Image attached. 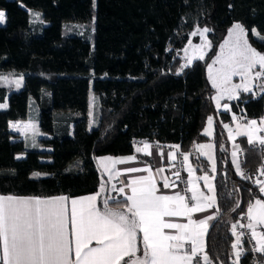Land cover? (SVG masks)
Wrapping results in <instances>:
<instances>
[{
  "label": "trees",
  "instance_id": "obj_1",
  "mask_svg": "<svg viewBox=\"0 0 264 264\" xmlns=\"http://www.w3.org/2000/svg\"><path fill=\"white\" fill-rule=\"evenodd\" d=\"M1 10L0 74L21 76L22 83L0 85V104L7 105L0 108V194L93 193L101 179L95 156L134 152L148 159L134 151L142 139L179 146L195 171L210 175L215 186V216L205 235L211 264H254L241 237L242 253L235 259L233 225L241 224L248 200L259 196L252 191L264 147L244 136L227 140L222 123L231 117L216 109L205 65L234 21L264 53V0H0ZM194 23L209 29L211 48L204 59L177 71ZM74 24L85 27L87 35L73 33ZM257 82L264 84V78ZM91 95L94 123L89 125ZM238 97L219 103H228L239 119L264 115V91H238ZM30 109L46 133L32 147L9 128V121L29 119ZM213 113L218 121L208 137L202 129ZM206 139L213 145L215 171L194 149ZM232 144L242 154L239 172ZM40 167L50 173L34 177ZM116 201L124 199L109 203ZM255 255L264 262V252Z\"/></svg>",
  "mask_w": 264,
  "mask_h": 264
},
{
  "label": "snow or ice",
  "instance_id": "obj_2",
  "mask_svg": "<svg viewBox=\"0 0 264 264\" xmlns=\"http://www.w3.org/2000/svg\"><path fill=\"white\" fill-rule=\"evenodd\" d=\"M4 18V13L0 11V23ZM208 32L209 29L204 28L200 35L205 37ZM192 34L196 35L195 32ZM245 37V29L240 24H235L229 30L228 39L220 46V54L213 61L221 65L217 76L211 75L212 68L209 67V79L218 92L214 97L218 107L220 99L225 95L228 99H238L237 90L252 92V81L264 78V53L252 47ZM261 39L264 40V37ZM205 43L211 46L206 37ZM197 51V58L204 59V52L201 49ZM257 67L259 70L253 72ZM236 75L241 77L243 83L221 90L218 79L228 83ZM15 84L19 87L21 81L17 80ZM260 87L264 88V84ZM6 107V104H0V108ZM224 108L229 110L227 104ZM208 123L211 127V117L208 118ZM257 123L256 120H249L248 131L238 135H246L249 144L259 143L264 146V137L256 135L257 132L264 131V127L257 128ZM259 123L264 125V119ZM224 126L228 127L227 124ZM205 134H208L207 130ZM231 135L230 132L229 136ZM150 147L147 142H143V147H138L136 151L151 155L148 151ZM235 147L239 150V145ZM232 156L235 158L237 151H233ZM105 159L112 165H104L110 178L115 165L136 161L135 156ZM184 159L187 161L188 156L185 155ZM209 159H212L211 156ZM234 162L239 170V163L235 160ZM126 172H148L149 175L132 179L119 189L112 185L113 191L124 196V201H116L115 207L109 205L112 197L103 200L102 209L97 207L98 197L105 191L104 183H101L96 194L82 198L64 195L50 198L0 195V264H121L125 257L130 258L126 264H193L195 258L204 251L203 237L207 233L208 219L214 218L209 216L208 219H192L193 213L205 212L216 206V190L209 176L205 175L202 179L212 195L198 191L193 184L188 189L192 193L189 199L194 201L190 204L180 193L171 196L158 195L159 189L149 167H131ZM191 174L192 169L189 168V175ZM39 175L33 174L34 177ZM115 175L119 176L120 173L116 172ZM175 175L179 178V173ZM189 183L192 184L191 181ZM170 186L173 185H169L165 178L164 187ZM125 188L130 194L125 193ZM260 192L264 194V185L260 186ZM164 217H186L187 223H168ZM247 218V227L251 229L252 237L258 245L255 251L264 252V234L256 231L257 225L264 226V201L256 199L254 204H250ZM235 227L233 225V235L237 236L234 249L240 245V236L237 235ZM164 229H175L177 234H167ZM138 233L143 234V252L140 257H137L140 250L137 243ZM93 241L95 247L91 246ZM185 243L190 245V249L181 252ZM240 255V252H236L238 259ZM203 261L204 264H211L207 254L203 256Z\"/></svg>",
  "mask_w": 264,
  "mask_h": 264
},
{
  "label": "crops",
  "instance_id": "obj_3",
  "mask_svg": "<svg viewBox=\"0 0 264 264\" xmlns=\"http://www.w3.org/2000/svg\"><path fill=\"white\" fill-rule=\"evenodd\" d=\"M4 13V12H3ZM2 85V84H0ZM261 91H264V88L261 87L260 89ZM218 95V92L216 90H214V93L212 95V99L214 101L215 107L217 110H225L224 105H228V103L224 102V103H219V107L217 106V101L214 99V97H216ZM222 99H227V96L225 95ZM220 99V100H222ZM229 108V105H228ZM230 114L231 117V122L229 123H222V128L224 129V133L225 136L227 138L228 141H230L231 143L233 141H235V139L239 136H244L245 139L247 140V136L246 135H238V133H245L248 131V122L249 120H256L258 123L256 125L257 128L260 127H264V125H261L259 123L260 120L264 119V115L261 116L260 118H250V119H239L235 113L231 112L230 110H227ZM211 117V116H209ZM208 117V118H209ZM235 117V119H234ZM212 130H213V126L214 124L218 121V115L216 113L212 114ZM25 120V119H23ZM12 121H17V120H12ZM10 122L9 121V128H10ZM37 122V121H36ZM228 125L227 128H225L224 125ZM11 130V128H10ZM212 130L208 132V134H206L208 137L211 136L212 134ZM13 131V130H11ZM14 132V131H13ZM232 133L231 137L229 136V133ZM264 131H260L257 132L256 135L261 137V134ZM205 134V132H203ZM46 133L42 132L39 130V133L37 134V137L40 136H45ZM211 142L210 139H206V140H202L199 142H196L194 144V149L195 151L200 155L203 156L204 158L207 155H204L202 153H205L204 148H199L198 146L202 145V143H206V142ZM143 142H147L149 145H151V147L148 149V151L151 153V155H144L142 152H137L136 149L138 147H143ZM213 146V145H212ZM32 147V146H31ZM235 147V146H234ZM236 148V147H235ZM39 150H46L49 151L50 147L47 146H38ZM232 153H233V149H231ZM237 150V148H236ZM134 151L147 157L148 159H140L139 157L136 156V153H128V154H121V155H111V156H106V155H97L93 158L94 160V164L96 166V168L98 169L99 173L101 174V179H100V183L98 186L97 191L93 192V193H87V194H83V195H78V196H68L70 198H82V197H86V196H90V195H94L96 194L99 190H100V185L101 183L105 184V191L100 195V197H98V199H101V204L99 205L97 203V207L102 209L103 208V200L107 199L108 197H112V199H110L109 201H113V200H119V199H124V196L119 193L118 191H113L112 190V185H115L117 189H119L120 187H124L125 184L129 181H131L132 179L141 177V176H147L149 175L148 172H138V173H128L126 172V169L131 168V167H149L152 170V175L154 176V179L156 181V185L157 188L159 189L158 191V195H175L176 193H179L178 191V186H179V178H177V176L175 175L176 173L180 174L182 173L186 180H187V190L192 187V185L194 184L196 189L198 191H203L206 195H211V193L208 192L207 188L205 187V181L202 179L203 176L207 175L210 178V182L212 183V177L208 174H206L205 172H200L197 173L195 171V168L193 167V165L191 164L189 158L187 161H185L184 156L187 155L186 153H183V160L185 162V167L183 171H179L176 165V161H177V147H175V145H161V144H157L154 143L152 141H148L145 139L142 140H138L137 142H135L134 144ZM172 154V155H170ZM129 156H135L136 157V161L135 162H130V163H124V164H117L115 165L114 169H113V174L112 177L110 178L109 175L105 172L104 170V165L107 164L108 167H112L111 163L109 161H107L105 158L107 157H111L113 159H117V158H127ZM174 156V158H173ZM188 156V155H187ZM45 161H47L48 159H43ZM234 157L232 156V163L236 169L237 172L240 171V169L238 170L236 167V163L234 162ZM239 163V158L237 156V160H235ZM189 168L192 169V174L189 175ZM160 169H163V171H159ZM262 170H264V158H263V165H262ZM119 172L120 175L116 176L115 173ZM35 173H39L40 176H44V175H48L50 173V169L48 167H40L38 168ZM165 178H167V181L169 183V185H173L170 187H164V180ZM192 182V184H190L189 182ZM190 192V191H189ZM125 193L126 194H130V191L125 188ZM191 193V192H190ZM192 194V193H191ZM0 195H12V196H18V197H40V198H50V197H57V196H61L63 194H58V195H50V196H40V195H16V194H0ZM66 196V195H64ZM256 199H260L262 201H264V194H262L261 192H259V196H253L250 200H248L246 206H245V220H246V225H248L249 220L247 218V210L250 204H254ZM191 203H194V201H191ZM190 203V204H191ZM110 206L115 207L114 203H109ZM70 207V204H69ZM209 216L214 217L215 213L213 211L212 208L208 209L205 212H198V213H193L192 214V219L194 220H199V219H208ZM214 219V218H213ZM213 219H208V226L211 223V221ZM164 220L168 223H178V224H184L187 223V218L186 217H164ZM70 227V226H69ZM248 228V227H247ZM249 232L252 236V232L251 229H249ZM165 233L170 234V235H176V230L175 229H164ZM235 231L237 233V235H239L238 233V227H235ZM256 231L259 234H264V226L262 225H257L256 227ZM142 233H138V248L140 249L137 252V257L142 256V252H143V244H142ZM253 238V237H252ZM254 241L256 242L257 245V241L254 239ZM93 247L96 246L95 241L92 242ZM203 246H204V251L202 253H200L197 257H201L203 258V256L205 255V236L203 237ZM258 247V245H257ZM190 249V245L185 243L184 248L181 249V252L185 251V250H189ZM237 252L242 253V248L240 247V245L236 248ZM129 257H125L124 260L121 262V264H126V262L129 260ZM132 259H135V257H133ZM195 263V261L193 262V264Z\"/></svg>",
  "mask_w": 264,
  "mask_h": 264
},
{
  "label": "rangeland",
  "instance_id": "obj_4",
  "mask_svg": "<svg viewBox=\"0 0 264 264\" xmlns=\"http://www.w3.org/2000/svg\"><path fill=\"white\" fill-rule=\"evenodd\" d=\"M30 18H31V20L33 22L37 21L38 20V14L36 12H31ZM237 23L240 24L244 28V26L239 21H234L229 26V28L227 29L226 34L219 41V43L216 46L215 51L212 53V55L210 56V58L206 62L205 73H206V77H207V79H208V81H209L211 86H212V81L209 79V76H210L209 67L211 66V68H212L211 75L214 76V77L217 76V72L221 68V65L213 63V61L215 60L216 56H218L220 54V46L223 45L224 41L228 39L229 30L232 29L233 26L235 24H237ZM204 28H206V27L197 26L196 23H194L192 25V27H191V29H190V31L188 33V38H187L186 42L184 43V45L181 48V51L179 53L180 63L178 65V67H177V71H181L185 66L189 65L190 64L189 63L190 59H191V62L193 60H195V59H198L197 57L199 56V51H197V49H201L204 52V56L210 50L211 46L209 47L205 43V37H206V40L210 43L209 39L207 38V35L205 34V37H202L200 35V31H202ZM72 32L75 33V34H78V35H85L86 36L88 31H87V29L85 27L78 26V25L74 24V29L72 30ZM194 32L196 33V35L192 34ZM245 32H246V30H245ZM252 32H253V34L255 36H258L257 32L255 31V29H252ZM210 45H211V43H210ZM201 46H203V47H201ZM225 51H227V49H225ZM258 70H259V68L257 67L256 69L253 70V72L258 71ZM17 80H20L21 83H22L21 76L8 77L6 75L0 74V84H2V85H7V86H12L13 88H17V86L15 84V81H17ZM257 81L258 80L252 81V91H254V89H256L257 91H261L260 90L261 89L260 84ZM242 83H243V81L241 80V77L239 75L232 76L231 79H230V82H228V83H223L220 79H218V84H220L221 90H223L224 88H231L232 85H237V84H242ZM213 89L217 91L216 88L213 87ZM238 91H240V90H237V92ZM93 108H94V97L91 95L90 96V101H89V115L91 117V121H90L89 125H92L94 123V111H93ZM30 114L31 115L34 114L32 109H30ZM211 117H212V115H211ZM13 125H15L16 127H13ZM10 128L19 137L23 138V140L28 144V146H32V145L35 144L37 134L39 133V128H38L36 120L34 119V115L30 116L29 119L11 121L10 122ZM205 130H207V132L212 130V124H211V127H209L208 119H207L205 125L203 126L202 132H205ZM202 145H211L212 146V142L209 141V142H206V143H202ZM231 149H233V151H236V148L233 146V144H232ZM204 150H205V153L207 154V156L205 157V159L207 161V165L208 166L209 165L212 166L213 161H214L213 146L211 148L204 147ZM106 156H111V155H106ZM209 156H211L212 159H209ZM234 159L237 160V156ZM236 242H237V236L235 235L233 244H236ZM232 251H233V254L235 256V259H237V256H236L237 249L233 248Z\"/></svg>",
  "mask_w": 264,
  "mask_h": 264
},
{
  "label": "built area",
  "instance_id": "obj_5",
  "mask_svg": "<svg viewBox=\"0 0 264 264\" xmlns=\"http://www.w3.org/2000/svg\"><path fill=\"white\" fill-rule=\"evenodd\" d=\"M261 137H264V132L261 134ZM255 144L258 145V146H261L259 143H255ZM236 151H237V156H238V158L240 160L241 156H242L241 151L240 150H236ZM176 165H177V168H178L179 171H183L184 170L185 162L183 160V153L182 152H178L177 153ZM261 185H264V171H262V170L255 176L254 189L252 191V195H254L256 192H260V186ZM178 191H179L180 194H182V195H184L186 197V200H188L189 203H191V201L189 199L191 197V193L187 190V180H186L185 176L182 173L179 176ZM245 218H246V216H245V211H244L243 212L242 222L238 226V233H239L240 237L245 241V243H246V245L248 247V250L251 252L252 257L254 259V264H264V262L261 263L256 258L255 248H257V245H256V242L252 238V236H251V234H250V232H249V230L247 228ZM241 225H244V226L241 227ZM194 261H195L194 264H197V261H198V264H204L203 258H201V257H196Z\"/></svg>",
  "mask_w": 264,
  "mask_h": 264
}]
</instances>
